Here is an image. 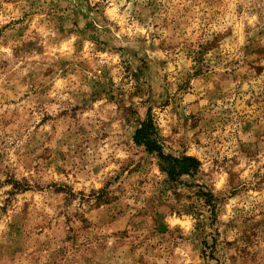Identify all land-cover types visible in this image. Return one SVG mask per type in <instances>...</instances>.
<instances>
[{
    "label": "rangeland",
    "instance_id": "1",
    "mask_svg": "<svg viewBox=\"0 0 264 264\" xmlns=\"http://www.w3.org/2000/svg\"><path fill=\"white\" fill-rule=\"evenodd\" d=\"M0 264H264V0H0Z\"/></svg>",
    "mask_w": 264,
    "mask_h": 264
},
{
    "label": "trees",
    "instance_id": "2",
    "mask_svg": "<svg viewBox=\"0 0 264 264\" xmlns=\"http://www.w3.org/2000/svg\"><path fill=\"white\" fill-rule=\"evenodd\" d=\"M134 141L137 145L145 147L146 151L157 153L160 162L159 167L171 183L179 182L183 176H192L199 169L200 163L195 157H174L163 154L154 124L150 118L141 123L140 128L135 133Z\"/></svg>",
    "mask_w": 264,
    "mask_h": 264
}]
</instances>
